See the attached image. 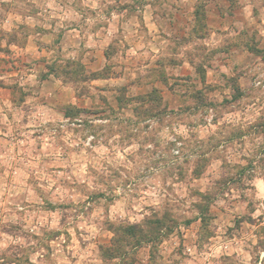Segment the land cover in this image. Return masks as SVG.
<instances>
[{
  "label": "rangeland",
  "instance_id": "1",
  "mask_svg": "<svg viewBox=\"0 0 264 264\" xmlns=\"http://www.w3.org/2000/svg\"><path fill=\"white\" fill-rule=\"evenodd\" d=\"M28 1L0 0V20L12 19L11 4L22 8ZM147 1L125 5V14L141 16ZM183 4L154 0L164 31L168 22L178 26L179 17H204L202 3L194 10ZM82 8L83 19L93 16ZM121 8L119 0H106L99 12L108 17ZM3 25L0 87L13 88L19 116L8 123L0 110V264H119L102 261L100 252L117 226L154 221L162 224L154 248L126 247L125 264H264V42L256 24L253 71L242 89L235 77L223 78L226 88L215 74L211 81L201 63L194 66L196 82L171 76L170 61L178 62L167 55L171 51L179 54L190 45L208 60L229 45L227 36L210 39L201 31V40L176 36L167 45L157 42L166 46L159 67L134 72L139 85L154 79L169 88L154 92L133 82L101 89L90 80L98 74L90 69L89 43L56 41L51 71L75 90L79 106L61 103L55 81L40 96L36 83L34 91H23L17 77L8 76L22 63L33 69L38 57L22 61L10 48L26 43L30 25ZM126 47L117 33L107 50L106 73L119 75ZM141 96L146 99L139 101ZM0 99H10L7 91L0 90ZM39 101L46 107L34 111L45 119L31 115ZM11 108L4 110L14 113Z\"/></svg>",
  "mask_w": 264,
  "mask_h": 264
},
{
  "label": "crops",
  "instance_id": "2",
  "mask_svg": "<svg viewBox=\"0 0 264 264\" xmlns=\"http://www.w3.org/2000/svg\"><path fill=\"white\" fill-rule=\"evenodd\" d=\"M106 0H30L22 7L15 8L13 4L9 6V11L16 10L9 17H12L14 21L8 19H1L0 23L6 25L7 23H15L14 28L18 25H30L33 32L32 36L28 35L26 43L23 45H11L10 48L14 49V56L20 58L22 61H29V57H35L36 63L33 65V69H29L25 64H21L19 68L11 67L8 76L10 78L17 77L16 81L18 86L23 91L29 89L35 90L33 84L38 85L37 94L42 96V89H47L48 84H52L55 81L59 87L57 93H54L58 99H61V103L64 105H77L79 106V99L75 90L70 86L64 85L60 79L54 77V72L51 71L50 64L51 54L53 53V47L56 41L59 42H75L76 46H79L81 41H86L88 47L92 50L89 52L92 56L91 71H95L98 75L90 79L94 83H100L101 89L111 86H123L129 82H133L131 86L141 87L146 90H153L159 88L169 89L159 80L152 79L146 81L144 84L139 85L137 83V73L140 67H159V58L164 54L165 45L169 44V41L176 36L191 37V39L201 40L200 33L203 31L205 38H212L215 36L217 40H223V37H230L229 45L222 44L218 48L216 54L208 60L200 58V55L196 54L197 50H193L192 46L184 48L183 52L175 53L173 51L168 56H172L176 62H171L170 69L176 78H167L169 80L184 81L186 82L190 77L191 82L198 81L196 79L197 73L194 66L196 63H201L204 69L206 77L210 76L213 81V75L215 74V80L223 88H226L223 82V78L235 77L236 83L242 89L250 78L249 74H252L254 65V54L252 51V39L254 35L255 24L259 25L260 21L256 20L255 23H250L247 18V14L240 15L242 7L240 0H182L183 6L186 9L194 10L196 5L204 6V17L195 18L179 17L178 26L175 24L173 27L168 22L166 31L162 29L161 23L155 17L154 14V0H148L141 3V9H143L141 16L130 14L127 16V7L125 5H133L136 0H119L123 4V8L118 12L111 14L108 17L101 15V8L104 6ZM180 1V0H179ZM199 1V2H198ZM181 3V2H180ZM82 5L88 7L94 13L89 15L88 19H83ZM149 9V11H147ZM229 12H228V11ZM259 15L258 10H252V16ZM8 17V18H9ZM14 17V18H13ZM25 21V22H24ZM86 21V22H84ZM174 21V20H173ZM3 25V26H4ZM237 25H240L237 27ZM176 26V27H174ZM261 29V28H260ZM174 30V32H173ZM119 33L122 38L127 41V47L125 48L124 57L129 63L124 62L118 67L119 75L115 76L106 73L107 68L110 66L109 54L107 52L109 45L113 37ZM260 33V32H259ZM219 38V39H218ZM259 39L264 42V34L259 35ZM165 41L164 47L158 48L157 42ZM205 40V39H202ZM226 44V43H225ZM191 47V48H190ZM69 51V50H67ZM187 51V52H186ZM68 53H72L69 51ZM130 55V56H129ZM148 58L145 62H142L143 57ZM176 57V58H175ZM96 59V60H95ZM150 59V60H149ZM202 61V62H200ZM160 63V62H159ZM158 64V65H157ZM169 65V63H168ZM172 67V68H171ZM101 73V74H99ZM220 75V79L218 78ZM172 76V77H173ZM5 78L1 76L0 79ZM14 79V78H12ZM32 79V83L29 82ZM222 79V82H220ZM221 83V84H220ZM1 88V91H7L10 99H0V110L4 113L1 115L9 122H13L12 119L17 120L19 113L18 108L11 99L10 92L13 90L11 86ZM170 85V84H169ZM200 85L202 83L200 82ZM176 87L173 86L172 90L175 91ZM225 90V89H224ZM53 94V95H54ZM62 94L65 95L63 100ZM52 95V94H51ZM172 97H177L174 93L170 92ZM91 100V99H90ZM69 101H76V103H70ZM27 103L25 100L21 102L23 106ZM131 102H126L125 106L131 107ZM5 106H9L14 113H7L4 110ZM40 106L46 107L45 101H39L38 105H33V112L35 118H46L47 115L40 116V113L34 111L35 108ZM125 108V107H124ZM38 114V115H36ZM29 116V114H27ZM27 116V117H28ZM2 118V119H4ZM14 127V124L12 128ZM0 132H4L0 128Z\"/></svg>",
  "mask_w": 264,
  "mask_h": 264
},
{
  "label": "trees",
  "instance_id": "3",
  "mask_svg": "<svg viewBox=\"0 0 264 264\" xmlns=\"http://www.w3.org/2000/svg\"><path fill=\"white\" fill-rule=\"evenodd\" d=\"M155 90L156 89H153L151 92ZM141 99H146V96L138 98L139 101ZM161 227L162 224L160 221L147 222L142 225L127 224L125 226H117L116 230L113 231L114 238L110 241V246L100 248V252L102 253L101 260H119V264L123 262L125 264L129 260V254L125 248L130 247L132 249H137L145 245L154 248L158 239L156 238V234L159 233ZM130 241H133V243L130 244ZM129 264H132V260Z\"/></svg>",
  "mask_w": 264,
  "mask_h": 264
},
{
  "label": "clouds",
  "instance_id": "4",
  "mask_svg": "<svg viewBox=\"0 0 264 264\" xmlns=\"http://www.w3.org/2000/svg\"><path fill=\"white\" fill-rule=\"evenodd\" d=\"M242 7V12L240 15L247 14V18L250 23H255L256 20L260 21V24L257 27L262 29V34H264V0H240ZM256 9L259 12V15L256 17L252 16V10ZM240 25H237L239 27ZM70 103H76V101H69ZM116 137H113L115 139ZM138 209H132V212H136ZM140 217H137L139 219Z\"/></svg>",
  "mask_w": 264,
  "mask_h": 264
},
{
  "label": "built area",
  "instance_id": "5",
  "mask_svg": "<svg viewBox=\"0 0 264 264\" xmlns=\"http://www.w3.org/2000/svg\"><path fill=\"white\" fill-rule=\"evenodd\" d=\"M255 84L256 85H260L261 84V81H260V79L258 78V79H256V81H255Z\"/></svg>",
  "mask_w": 264,
  "mask_h": 264
}]
</instances>
